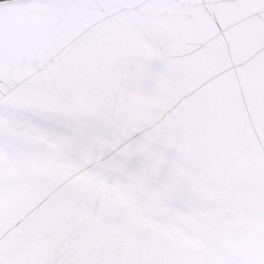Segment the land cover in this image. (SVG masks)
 Here are the masks:
<instances>
[{
	"label": "snow or ice",
	"instance_id": "snow-or-ice-1",
	"mask_svg": "<svg viewBox=\"0 0 264 264\" xmlns=\"http://www.w3.org/2000/svg\"><path fill=\"white\" fill-rule=\"evenodd\" d=\"M0 264H264V0H0Z\"/></svg>",
	"mask_w": 264,
	"mask_h": 264
}]
</instances>
